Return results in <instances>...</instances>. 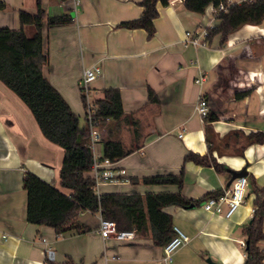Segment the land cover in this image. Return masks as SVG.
<instances>
[{
    "label": "crops",
    "instance_id": "1",
    "mask_svg": "<svg viewBox=\"0 0 264 264\" xmlns=\"http://www.w3.org/2000/svg\"><path fill=\"white\" fill-rule=\"evenodd\" d=\"M36 2L0 0V26L19 28V10L35 13ZM40 3L46 15L73 12L72 23L43 22V49L48 60L42 70L81 122L84 104L78 81L85 68L100 66L101 73L89 84L90 99L101 98L105 87H117L125 114L140 125L142 145L111 163L114 172H123L98 183L96 192H176V185L131 183L129 178L178 174L183 167L180 192L197 202L163 207L171 215L173 227L188 236L168 261L162 259V246L148 236L137 233L133 240L103 238L97 212H80L79 219L90 228L84 233L57 234L51 226L29 222L24 173L31 171L69 193L60 186L64 149L42 134L27 105L0 81V264H53L68 257L82 264H243L242 228L254 209L249 184L244 201L230 216L206 211L201 198L228 186L229 169L246 167L258 184H264V142L248 144L243 155L234 152L235 145L222 152L214 149L212 154L226 166L222 172L184 161V155L208 151L205 122L195 108L200 94L207 100L208 114L215 116L208 123L207 134L213 144L233 130L264 132V20L242 25L228 34L223 45L220 34L205 44H192L185 41L186 31L199 32L220 22L212 5L199 13L185 8L183 0L158 3L156 30L148 38L143 28L118 26L141 14L140 0H79L76 12L74 0ZM23 29L28 36L35 32L31 24ZM148 87L158 102L148 100ZM243 91L248 93L236 97ZM98 129L101 138L136 143L127 123L108 121ZM92 150L101 152V139ZM258 246L264 250V239ZM48 249L53 251L51 257Z\"/></svg>",
    "mask_w": 264,
    "mask_h": 264
},
{
    "label": "trees",
    "instance_id": "2",
    "mask_svg": "<svg viewBox=\"0 0 264 264\" xmlns=\"http://www.w3.org/2000/svg\"><path fill=\"white\" fill-rule=\"evenodd\" d=\"M36 12L19 10L20 27L11 29L0 26V81L14 91L32 112L42 134L51 142L64 149V155L59 170L60 186L70 190L65 193L52 183L42 179L31 171H25L23 187L27 193L26 219L35 224H44L54 228L57 234L66 232L84 233L90 228L79 219L81 211L97 212L102 218L114 220L118 229H135L141 236H148L155 245L163 246L175 234L171 215L163 210L167 205L190 206L196 203L184 196L180 189L184 183V168L178 174H155L141 178L130 177L131 183L176 185V192H109L98 194L96 180L89 172L92 169V149L90 147V129L84 118V123L78 114L70 107L62 94L44 76L42 67L47 62V52L43 49V22L48 25H61L73 22L70 13L46 15L40 0L36 2ZM158 3L167 5L169 0H140L143 7L141 14L132 19L118 23L119 27L143 28L147 37L155 33L154 19L158 16ZM224 9L214 13L220 22L207 28L206 40L220 34L223 45L229 33L244 24H259L264 20V0H183L185 8L203 13L208 5ZM0 6L2 4L0 3ZM31 24L35 27L32 36L26 35L23 26ZM248 93L236 94L241 97ZM85 105V96L81 93ZM148 100L158 102L154 90L148 87ZM95 119L100 126L108 121L117 125L127 123L136 141L127 145L121 139L114 137L101 138V155L111 162L128 155L142 144L140 141V125L131 116L125 114L122 107L120 90L117 87L103 88V96L95 99ZM205 122L208 151L200 154L188 151L184 161H192L199 165L212 166L217 172L226 169L212 154L214 149L222 152L235 145L234 152L243 155L244 148L251 143L264 142L263 131H253L248 134L233 130L220 139L219 144H213L207 134L209 122L214 115L203 117ZM231 141H234L231 144ZM223 149V150H222ZM250 190L254 194L253 213L248 224L242 228L244 236V263L264 264V250L258 242L264 239V184H258L250 173L246 175ZM221 190L211 191L202 198L217 195ZM59 264H82L74 262L70 257Z\"/></svg>",
    "mask_w": 264,
    "mask_h": 264
},
{
    "label": "built area",
    "instance_id": "3",
    "mask_svg": "<svg viewBox=\"0 0 264 264\" xmlns=\"http://www.w3.org/2000/svg\"><path fill=\"white\" fill-rule=\"evenodd\" d=\"M181 1V0H179ZM79 0H74V11L76 12ZM223 4L213 7L214 13L218 10L224 9ZM207 36V29H202L199 32H185V41L192 44H205ZM101 73L100 66H92L83 70L82 76L78 81V85L85 96L84 118L90 129V147L94 148L95 144L100 141L101 134L98 129L97 121L95 119L96 103L95 100L90 99L89 84ZM200 77L196 80L199 81ZM196 111L203 118L208 114V104L204 95L200 94L195 105ZM92 176L96 180V185L101 181L111 180L116 174H120L123 170H116L115 172L109 167L111 161L104 158L101 152L92 150ZM248 186V179L246 176L234 178L231 183L224 187L219 194L211 195L201 201V206L209 212L222 213L224 216H230L244 201L245 193ZM174 228V227H173ZM175 234L165 243L163 248V261H168L172 252L188 241V236L178 227L174 228ZM98 231L103 238L113 237L118 240H133L137 237L135 229H118L114 220L105 219L100 216ZM244 246V240L240 241ZM49 257L52 256L53 251L47 250Z\"/></svg>",
    "mask_w": 264,
    "mask_h": 264
},
{
    "label": "water",
    "instance_id": "4",
    "mask_svg": "<svg viewBox=\"0 0 264 264\" xmlns=\"http://www.w3.org/2000/svg\"><path fill=\"white\" fill-rule=\"evenodd\" d=\"M229 172L231 173V177H230V180L228 182V185L231 183V181L236 178V177H240V176H246L247 175V170H246V167H242L241 169L239 170H233V169H229ZM209 261L210 258H208ZM212 262V261H211ZM214 264H219V263H216V262H213Z\"/></svg>",
    "mask_w": 264,
    "mask_h": 264
},
{
    "label": "rangeland",
    "instance_id": "5",
    "mask_svg": "<svg viewBox=\"0 0 264 264\" xmlns=\"http://www.w3.org/2000/svg\"><path fill=\"white\" fill-rule=\"evenodd\" d=\"M71 15L73 16V12H71ZM53 264H59L58 262H54Z\"/></svg>",
    "mask_w": 264,
    "mask_h": 264
}]
</instances>
